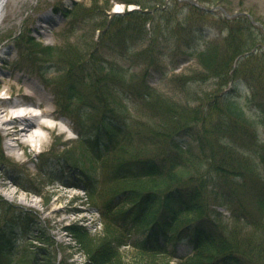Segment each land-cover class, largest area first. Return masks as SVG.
I'll list each match as a JSON object with an SVG mask.
<instances>
[{
    "label": "rangeland",
    "instance_id": "obj_1",
    "mask_svg": "<svg viewBox=\"0 0 264 264\" xmlns=\"http://www.w3.org/2000/svg\"><path fill=\"white\" fill-rule=\"evenodd\" d=\"M134 1L132 5L134 8L140 6V3L141 6L147 7L145 11L149 10L150 14L146 17L127 15L126 12L131 8L126 0H9L6 7L8 13L0 28V96H4L6 102H10L16 98L15 92L19 86L29 88L32 96L25 97L30 100L26 103L29 108L27 110L40 115L42 107L32 109L31 106L46 100L50 103L52 111L58 115L55 123L59 126L55 131L41 132L47 138L41 145L40 143L37 145V150L32 151L30 148L24 150L15 147L14 140L6 130L8 126L5 123L3 125L7 116L5 113L0 115V137H2L5 156L4 162L0 163V218H3L0 227H5L8 221L15 222V213L19 210L32 214L37 221H42L40 227L50 236L52 235L56 241L54 248L58 252V264L60 261L62 264L63 261L67 264L87 262L81 246L77 245L71 237L69 230L72 227L88 230L90 237L97 240V243L105 240L107 230L112 231L103 226L100 210L89 203L86 193L74 187L75 178L72 174L65 172L63 176L62 174L59 176L61 179L52 180L45 177L38 166L45 163L48 158L51 160L50 165H53L58 158L60 161L61 159L75 160L74 165L77 166L75 173L81 175L86 171L88 175L94 176L101 197L110 195L107 193L108 188H119L118 185H108L105 182L106 165H102L103 158L98 159L97 162L93 159L90 163L88 155H83L84 149L78 143L79 135L76 131L81 126L78 120L82 118V115H85L84 121L91 128L103 113L99 108L101 104L96 101L92 81L89 77L84 78L87 73L94 72L99 65L101 69L106 67L107 69L102 71L100 76L104 82H108L111 77L109 67L120 65L127 69L132 68L133 73L139 71V76L129 81L138 91L143 89L142 77L149 74L148 82L157 90L156 97L159 98L150 108L155 107L159 111V117L166 112L167 121H173L172 118L175 115L179 116L181 121L184 119L193 121L196 107L204 106V101L198 94L201 93L202 97L206 94L215 97L234 86L232 82L221 81L222 77L205 71L199 65L198 58L192 60L191 64L185 62L196 48H192L190 53L183 55L182 52L186 50V47L182 44V40H186L189 44L195 43L196 33L204 30L208 33L209 39H205L206 43L203 46L202 42L205 40L198 44V52L207 49L213 43L212 48L215 53L221 56L218 64L222 61L221 67H223L224 59L230 54L232 56L231 52L236 49L246 50L245 54L237 56L232 64L235 74L238 79L252 74L256 79L258 78L256 83L254 82L256 91L260 87L259 83L263 86L262 90L264 89V0ZM66 8L70 10L67 16L64 15ZM116 9L122 12L124 10L123 14L115 15L113 10ZM233 27L234 34H232ZM138 33L145 36V39L132 43L133 37L140 36ZM208 41H211V44ZM44 46H54L58 49V54L48 57V52L41 50ZM139 52L146 53L147 56L154 54L155 57L159 56V59L154 66L150 68L141 66L138 70L133 67L129 58L125 60L122 57V54L135 56ZM79 62H85V70L78 66ZM144 64L147 63L142 65ZM68 67L75 70L72 73L77 72L76 80L71 78L72 73ZM154 68L160 70L163 68L166 78L164 76L162 78ZM4 79L7 80V84L2 82ZM76 82L79 91L84 94V101L67 100L68 88ZM184 82H191L193 87L190 92H185L179 86ZM194 95L199 98L193 102L190 98ZM257 99L264 101V93L258 95ZM88 100L93 101L99 109L85 108L84 111H80L82 102L85 103ZM175 101L179 111L172 108ZM134 104L140 110L131 108L126 116L130 119L133 116H141L134 121L149 122L152 118H145L149 110L146 112L140 101ZM205 109L206 113H209L207 106ZM210 117L213 118V122L217 118L214 114ZM153 119L163 122L161 118ZM153 119L152 124L155 123ZM200 126L198 124L197 127L200 128ZM152 128L153 126H145L143 131L148 133ZM157 129H161V124ZM239 135L241 137V134L229 136L222 130L216 132V146L232 140L231 147L241 149L245 157L251 160L247 165L238 167L237 173L229 171L218 176L217 173L219 174L220 171L214 172L215 175L213 171L210 172V176H215L216 180L223 183V187L217 188L215 182H207L209 185L203 202L207 211L203 210L202 213L208 218L212 212L222 214L229 220V230L234 228L241 237L244 236L243 238L251 243L248 232L253 231L259 224L256 218V188L257 185L264 183L262 180L264 179V129H261V135L259 134L261 141L258 144H244L240 142ZM241 146L245 149L243 150ZM171 150H173V143L170 139L161 141L158 138L153 140V143L140 147L137 157L160 159ZM70 155H73L75 159H71ZM220 155V152L215 157L208 155L204 158L201 155L197 164H192L187 170L179 171L180 176L176 183H183L182 186L198 184V177L209 173L208 169L212 167V162L225 167L224 163L220 164V161L224 160ZM252 164L256 167L250 168ZM227 174L229 177L225 180ZM77 184L79 185V181ZM7 186L12 187L14 191L18 190V193L10 194ZM28 187L34 191H40L42 197L27 191L25 188ZM61 187L69 189L70 192L62 196V192L59 191ZM128 189L137 191V195L141 196V190L138 188ZM222 191L224 193L220 195ZM231 193L235 195L234 203L240 214L239 219L248 222L245 226L236 222V217H232V206L227 208L225 205H220V196L230 198ZM130 194L129 192L128 196ZM137 198H127L128 201L125 202V199H122V203L114 212L117 211L119 215ZM197 220L199 218L194 216L190 218L192 222ZM125 240L129 242L131 238L126 237ZM30 241L28 242L33 246H44L43 243ZM261 247L264 249V243ZM119 250L118 259L121 264H149L150 262L141 255L140 249L131 245L126 244ZM185 253L184 247L179 249L180 255ZM153 262L155 264V261Z\"/></svg>",
    "mask_w": 264,
    "mask_h": 264
},
{
    "label": "trees",
    "instance_id": "obj_2",
    "mask_svg": "<svg viewBox=\"0 0 264 264\" xmlns=\"http://www.w3.org/2000/svg\"><path fill=\"white\" fill-rule=\"evenodd\" d=\"M134 2V0H126L129 4ZM146 9L147 7L142 6V10L128 12L127 15L146 17L150 14L149 10L145 11ZM234 30L233 27L232 34L235 33ZM138 35L140 36L131 39L132 43L145 39V36L139 33ZM207 37H209L208 33L201 30L194 36L195 43L189 44L186 40H182V44L186 47V50L182 52L183 55L190 53L192 48H196L185 62L191 64L192 60L198 58L199 65L205 71L222 77L221 81L232 82L234 86L215 97L207 96L208 94L202 97L201 93L198 94L204 101V106L196 107L193 121L192 119L181 121L176 115L172 118L173 121H167L166 112L159 117V111L155 107L150 108L159 98L156 97L157 90L148 82L149 74L142 77L143 89L140 91L130 84L129 80L133 81L139 76V71L133 73L132 68L127 69L120 65L109 67L111 77L108 82H104L100 76L107 68L101 69L100 65L95 68L94 72H89L84 77H89L92 81L96 101L101 104L99 108L103 113L91 128L84 121L85 115H82V118L78 120L81 125L80 130L76 131L79 134L78 143L84 149L83 155H88L90 163L93 159L97 162L98 159L103 158L102 165H106L105 182L108 185L119 186L118 189L108 188L107 193L110 195L101 197L94 176L88 175L85 171L79 177L80 181L84 179L86 183L84 187L89 203L100 210L103 226L112 231L107 230L105 240L97 243V240L90 237L88 230L75 227L69 230L72 239L81 246L83 254L87 257L85 264H121L118 259L119 249L126 244L140 249L141 255L150 261L149 264H154L153 261L155 264H264V249L261 247L264 243V183L257 185L256 188V218L259 224L256 227L253 226L255 227L253 231L248 232L251 243L245 240L244 236L241 237L234 228L231 229L232 231L229 230V220L222 214L212 212L208 218L202 213L203 210L207 211L203 203L205 191L209 185L207 182L213 181L217 188L221 186L222 189L223 187V183L216 180L215 176H210V172L213 171L215 175L214 172L220 171L219 174L217 173L218 176L229 171L237 173L238 167L247 165L251 160L245 157L241 149L231 147L232 140L216 146L217 130L225 131L229 136L241 134V137L239 135L240 142L249 145L260 143L259 134L261 135V129H264V101L257 99L258 95L264 93L263 86L259 83L260 87L256 91L254 86L258 78L256 79L252 74L238 79L232 65L236 57L245 54L246 50L236 49L231 52L232 56L230 54L224 59V65L221 67L222 61L218 64L221 56L215 53L211 41H208L211 45L209 44L207 49L198 52V44H201L202 40ZM206 40L202 42V46ZM41 50H46L48 57H53L55 53L58 54V49L54 46H44ZM142 53L139 52L135 56L122 54V57L125 60L129 58L133 67L138 70L141 66L148 68L154 66L159 59V56L155 57L154 54L147 56L146 53ZM143 63L147 64L142 65ZM78 66L85 70V62H79ZM154 69L160 73L162 78L163 76L166 78L163 68ZM68 70L71 73L75 72L71 67H68ZM70 75L73 80H76L78 76L77 72ZM242 85L252 88V97L242 95ZM179 86L185 92H190L193 87L191 82L180 83ZM67 96L68 101H84V94L79 91L77 82L72 83L68 88ZM198 98L194 95L190 100L194 102ZM137 101L142 103L146 112L149 110L145 118H161L163 122L153 119L155 123L152 124V119H149V122L134 121L141 116H133L131 119L126 116L131 108L140 110L135 107L134 103ZM85 103L82 102L80 111H84L85 108L99 109L91 100ZM205 106L208 107L209 113H206ZM172 108L179 111L176 101ZM211 114L217 117L214 122L210 117ZM159 124H161V129L158 130ZM198 124L201 125L200 128L197 127ZM145 126H153V128L146 133L143 131ZM158 138L161 141L166 138L170 139L173 143V150L160 159L137 157L140 147L153 143V140ZM241 148L245 149L243 146ZM219 152L220 157L224 159L220 161V164L224 163L225 167L212 162V167L208 169L209 173L198 177V184L182 186L183 183H176L179 180L180 170H187L192 164H197L201 155L204 158L208 155L215 157ZM70 156H72L71 159H75L73 155ZM4 160L0 137V163ZM50 162L48 158L38 167L45 177L53 180H58L65 168H70L71 172H76L77 169L74 165L75 160L61 159L60 161L58 158L53 165H50ZM255 167L253 164L250 166V168ZM228 177L229 174L226 175L225 180ZM130 187L141 190V196L137 195V191L128 189ZM25 189L42 197L40 191H34L29 187ZM129 192L131 197L128 196ZM223 193L222 191L220 195ZM135 197L138 198L127 206L125 211H121L119 215L117 211L114 212L122 203V199H125V202L128 201L127 198L135 199ZM220 197V205H225L227 208L232 206V217L237 218L236 222L242 226L247 225V221L239 219L240 214L235 207L234 193H231L230 198ZM193 216L199 220L190 221ZM15 217L16 223L8 221L5 227H0V264H58V252L54 248L56 241L52 235L50 236L40 227L42 221H37L35 216L23 210L15 213ZM1 219L3 218H0V224ZM126 237H130L131 241L125 240ZM30 240L43 243L44 246H33ZM254 242L259 245H254ZM181 246L187 250L184 255L179 254ZM159 261L162 262L159 263ZM60 264H62L61 261ZM63 264L67 262L63 261Z\"/></svg>",
    "mask_w": 264,
    "mask_h": 264
},
{
    "label": "bare ground",
    "instance_id": "obj_3",
    "mask_svg": "<svg viewBox=\"0 0 264 264\" xmlns=\"http://www.w3.org/2000/svg\"><path fill=\"white\" fill-rule=\"evenodd\" d=\"M8 3L9 0H0V28L4 24V19L8 13L6 9ZM115 11L121 10L116 9ZM2 82L7 84L6 79ZM31 89H33V87ZM15 94L16 98L10 102H6L4 98L0 96V115L5 113L7 116L3 125L5 123L8 126L6 127V130H8V135L14 140L15 147L24 150L26 148H30L32 151L37 150V145L39 143L41 145V143L45 142V139L47 138L41 132L57 130L59 124L55 123V121H57L58 115L52 111L49 106L50 103H47L46 100L41 103H35V105L31 106L32 109L37 107L41 109L42 107L40 115L33 114L32 111L27 110L29 108L26 103H29L30 100L25 97L32 96L29 88L19 86ZM7 190L13 195L18 193V190L14 191L10 186H7ZM59 191L62 192V196L67 195L70 192L69 189L62 187Z\"/></svg>",
    "mask_w": 264,
    "mask_h": 264
}]
</instances>
